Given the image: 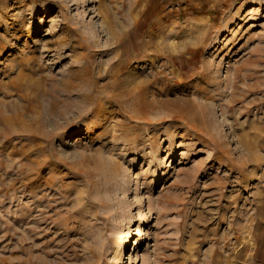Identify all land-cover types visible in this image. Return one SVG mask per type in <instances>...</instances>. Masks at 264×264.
Listing matches in <instances>:
<instances>
[{
    "label": "rangeland",
    "instance_id": "374dc122",
    "mask_svg": "<svg viewBox=\"0 0 264 264\" xmlns=\"http://www.w3.org/2000/svg\"><path fill=\"white\" fill-rule=\"evenodd\" d=\"M123 254L264 264V0H0V264Z\"/></svg>",
    "mask_w": 264,
    "mask_h": 264
},
{
    "label": "bare ground",
    "instance_id": "6f19581e",
    "mask_svg": "<svg viewBox=\"0 0 264 264\" xmlns=\"http://www.w3.org/2000/svg\"><path fill=\"white\" fill-rule=\"evenodd\" d=\"M105 2H108V0H105ZM101 15H102V18H103V21L107 24V27H108V29H109V31H110V33L111 34H113V35H115L114 33L115 32H113V30L111 29L112 27H114V26H112L111 27V24H112V19H114L113 18V14L111 13V12H108V11H104V12H101ZM116 21V20H115ZM114 21V22H115ZM107 29V28H106ZM112 70V69H111ZM100 71V70H99ZM116 75V74H115ZM109 77V76H108ZM113 79V78H112ZM150 81V80H149ZM145 83V82H144ZM152 83H153V81H152ZM150 84H151V81H150ZM149 84V85H150ZM91 90V89H90ZM85 93V92H84ZM81 94H83L82 92H81ZM86 94H87V92H86ZM85 94V97L88 95H86ZM77 95H79V94H77ZM84 95V94H83ZM80 96H82V95H80ZM79 96V97H80ZM91 101H92V99L91 98H89ZM260 205V204H259ZM257 215V214H256ZM258 219H259V217H258ZM262 219H263V217H262ZM148 221H149V217L146 215V216H144L142 219H141V225L140 226H143V225H145V224H147L148 223ZM255 221V220H254ZM257 221V220H256ZM252 229V228H251ZM250 231H252V230H250ZM139 239L135 242V244H137V245H139L142 241H143V229H140L139 230ZM257 243V242H256ZM250 246V245H249ZM248 246V247H249ZM255 255V254H254ZM235 256V255H234ZM125 257H124V254H123V260L119 263V264H125V261H126V259H124ZM231 264V263H230Z\"/></svg>",
    "mask_w": 264,
    "mask_h": 264
}]
</instances>
